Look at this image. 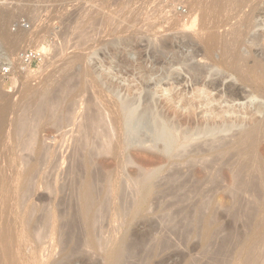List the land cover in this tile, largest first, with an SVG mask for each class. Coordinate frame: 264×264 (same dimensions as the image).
Returning a JSON list of instances; mask_svg holds the SVG:
<instances>
[{
	"label": "rangeland",
	"instance_id": "1",
	"mask_svg": "<svg viewBox=\"0 0 264 264\" xmlns=\"http://www.w3.org/2000/svg\"><path fill=\"white\" fill-rule=\"evenodd\" d=\"M234 42L235 59L224 53ZM27 50L44 59L26 69L16 61ZM0 55L16 68L0 79L10 123L63 74L79 83L75 96L64 100L58 91L56 101L77 103L75 114H60L62 124L47 121L36 144L22 145L13 125L1 141L5 264H264V132L256 165L246 137L264 116L251 112L253 103L264 112V0H0ZM251 69L262 75L252 77ZM212 83L217 87L208 89ZM206 87L210 108L197 95ZM148 91L179 132L203 127L213 109L218 115L230 108L225 119L234 127L184 142L174 157L150 144L126 148L116 93L144 98ZM90 114L100 115L92 128ZM103 130L107 135L97 137ZM93 144L102 151L94 150L91 164ZM125 203L117 230L119 210H99ZM179 209L189 213L182 224L171 215ZM132 238L142 243L136 259L123 253Z\"/></svg>",
	"mask_w": 264,
	"mask_h": 264
},
{
	"label": "bare ground",
	"instance_id": "2",
	"mask_svg": "<svg viewBox=\"0 0 264 264\" xmlns=\"http://www.w3.org/2000/svg\"><path fill=\"white\" fill-rule=\"evenodd\" d=\"M5 30H4V28L1 30V35L9 38V34ZM21 35H23V34H21ZM235 43H237V42H234L229 47L227 46V48L226 47L224 48V53H225L226 56H229L231 54L233 55L236 51H238L239 45H237V44L235 45ZM233 44L235 46H233ZM231 46H233V47H231ZM235 56H236V54L233 55V58ZM230 60H233V59H230ZM44 61H46V59ZM4 68L12 71V70H14L15 66L13 65V63L9 59H7L6 57H4L3 55H0V69H4ZM258 73L259 72H256V71H254V70L251 69V76L252 77L257 78V77H260L262 75V74H258ZM81 76H79V77H81ZM98 76H96V77H98ZM59 79H60V77H59ZM71 80H72V77H71V75L68 74V72H67V74H63L61 80H59V81L57 80L55 82V87L56 88L53 89V88L49 87V88H47L43 92V94H42L43 95V97H42L43 99H41V101L36 105V107L31 112H28L26 114L21 115L19 117V119H13V121L10 120V121H12L11 123L8 122V119L10 118L9 112H8L9 108L7 106L0 107V146L2 144L1 141H3V139H6L7 138V137L5 138L4 135L6 134L7 128L9 129V126L10 125H13L14 126L15 132L18 134L19 141L22 143V145L23 144H27V146H30V145L33 146V142L35 141V144L37 142L36 139H35L36 138L35 136H37V134L39 133V130L45 125V123L47 121L58 122L59 124H62L63 122H65L64 120H65L66 117L63 118L64 115L63 116L61 115L62 117H60V114H65V116H67V114L70 115V113L72 112L73 106L76 107L77 106L76 105L77 103L75 105L72 103L71 105H66V107H62L58 103L59 101L57 103H56V101L57 100H60L59 99V96H61L60 93L63 95L62 98L64 100H66L68 97L75 96L77 94L74 91L75 90L74 88H78L76 86L79 83L77 85H70ZM102 82H103V80H102ZM103 85H104V83H103ZM216 87H217V84L216 83H212V84H209L208 89H212V88H216ZM90 88H92V87H89V89ZM169 89H166V90H169ZM171 89H173V88H171ZM208 89H207V87L206 88H203V89L202 88H199L198 94L197 93L196 94L198 95V98L199 99L200 98L202 99L201 105L205 103L204 105L209 106V108H210L212 102H210V98L207 96L208 94H210L209 91H208ZM99 91H101V90H99ZM99 91H98V93H99ZM111 93H112V91H111ZM147 93L148 94L145 95L144 98L138 97V96L137 97H127V96L126 97L125 96L124 97H121V95H119V92L116 93V96L119 99V105L121 106V108H123L127 112H129V119H128V123L126 125V130L124 132V136L121 135V136H123L126 139V140L123 141L124 144H125V141H126L128 144H131V145H139L142 141H144L145 145L146 144H150V147L153 148L156 145L157 141L164 136V133L165 132H168V131H170L173 134L174 133L175 134L176 133H180L179 136L182 135L184 137L185 141H187V142L189 141V143H190V141H192V139L194 140V138H197V139L199 138L200 139L201 137H208V138L209 137H215L220 132H228V131L232 130V128L234 127V123L233 122H230L229 120H226L225 119L226 118V114L230 111V108H228V109L226 108L224 110L222 109L223 112L220 113V114H218V115L217 114H214L215 112H213L214 109L212 108L213 110L208 111V113L209 112L211 113L210 114L211 115L210 116L211 119L212 118H214V120L215 119L216 120L219 119V122L217 121V123H216L215 122L216 120L214 122H212L213 119L211 120V119L208 118L207 120H210V121H208V122L206 121L207 123L205 122L206 125H204L205 124L204 123L203 124V127H201V125H200V126H197V127L195 126L196 127L195 129L194 128L193 129L192 128L190 129V127L189 128L187 127L188 129L187 128L186 129L181 128L183 130L179 132L178 129H180V128H178L179 123L177 121H176L177 123H174L175 121L173 122L172 120L170 122V121H168L169 120L168 118H167L168 119L167 120L165 118V116H163L164 115L163 113L161 115L160 114L161 112L159 113L157 111V108L155 106V101H154V98H153L154 97L153 96L154 92L149 93V91H148ZM110 97H111V95H110ZM107 99H109V98H107ZM97 100H98V98H97ZM105 100H106V98H105ZM111 100H113V99H111ZM211 100H212V98H211ZM106 101H108V100H106ZM212 101L214 102V100H212ZM116 103H117V101L115 102V104ZM55 104L60 105L62 108L60 110H58L59 109V106L57 105V107H56ZM112 107H113L112 108V110H113L114 109V106H112ZM254 111L258 112L261 115H264L263 110H260V107H257L253 103V104H251V112H252V114L254 113ZM74 112H75V108H74V111L72 113H74ZM88 114H89V112H88ZM69 115H68V117H69ZM8 116H9V118H8ZM68 119H67L66 123L69 121ZM87 121H88V127H90V128H92L93 126L95 127V126L98 125V123H100V115L99 116L92 115V114L87 115ZM117 122L118 121H116V124H117ZM116 126L114 125V127H116ZM179 126H181V125H179ZM114 127H113V129L115 130ZM117 129L118 128H116V130ZM114 132H116V131H114ZM262 132H264V116L258 122H256L255 124H253V126L251 127V131L246 134V137H250L251 138V162L254 165H256L257 162H258V157H257V155L255 153V149H256L255 146H256V143L258 141V137H260L262 135ZM117 133H120V132L118 131ZM122 133H123V131L120 134H122ZM106 135H107V132L105 130H103V134H98L97 137H101L102 138V137H105ZM107 144H108V141H107ZM184 145H186V144H184ZM184 145L182 147H184ZM186 147L187 146H185V148ZM105 149H106L107 153L110 150L107 147H105ZM94 150L95 151H98V150H101L102 151V149H100L99 146L98 147H95V144H93V146H92V156H91L92 160H90V163L91 164L94 162L95 156H96ZM1 151H0V154H1ZM220 153H222V151ZM1 156H3V155H1ZM0 171H2V170H0ZM177 174H179V172ZM1 176H3V175H1ZM149 176H146V178H149ZM173 177H174V175L171 176V178H173ZM140 178L141 177H139V175L136 177V180H137L135 182L136 185H138V183H139L138 180ZM2 179H3V177H2ZM0 181H3V180H0ZM5 182H6V180H5ZM0 184H1V182H0ZM2 184H3V182H2ZM89 190L90 191H89V196L88 197H90V193L93 192V189H91V187H90ZM167 191L169 192L168 189H166V190L163 191V193H164L163 195L165 197L171 195V194H168ZM86 204H87V207L86 206L85 207H86L87 214H92L95 217V213H94L95 205L90 204V202H88V201H86ZM123 207L125 208L124 211L127 212L128 211V208H127V204L126 203L125 204H122V206L112 205V208H109L107 211L104 210L103 208H102V210H99V211L101 213H103L104 215H105V213L108 215L112 211L117 212L119 210V212L117 214L118 217L113 216V223H115V224L117 223L118 224V227L115 226V225L112 227V228H114V227L116 228L117 227L118 228L117 230H119V229H121L120 212H122V208ZM170 208L171 207L168 206V210L169 211H171ZM171 215H172V217L174 216V221L181 220V221L178 222V224H180V223L182 224L183 222H185V220H188V217H189V213L186 212V210H184V209H179L177 212L171 213ZM135 228H137V227H135ZM3 235L4 236H7L8 234L6 232V233H3ZM131 237H132V235H131ZM141 247H142L141 240H136V239H133L132 238V240L129 241L125 245V249H124V252H123L124 253V256L125 257H129L130 259H136L139 256V252H140ZM4 261H5L4 258L0 257V264H5ZM10 263L11 262H7V264H10Z\"/></svg>",
	"mask_w": 264,
	"mask_h": 264
},
{
	"label": "water",
	"instance_id": "3",
	"mask_svg": "<svg viewBox=\"0 0 264 264\" xmlns=\"http://www.w3.org/2000/svg\"><path fill=\"white\" fill-rule=\"evenodd\" d=\"M120 112H121L123 130L125 132L126 125L129 119V112L121 108V106H120ZM202 138H206V137H202ZM184 142H187V141H185L182 135L181 137H176L173 133L168 131V132H165L164 136L157 141L156 145L153 147V151L158 152L161 155H164L166 157H174L182 149V143ZM125 144L127 148L135 150V151L147 150L144 141H142L139 145H131V144H128L126 141H125Z\"/></svg>",
	"mask_w": 264,
	"mask_h": 264
},
{
	"label": "built area",
	"instance_id": "4",
	"mask_svg": "<svg viewBox=\"0 0 264 264\" xmlns=\"http://www.w3.org/2000/svg\"><path fill=\"white\" fill-rule=\"evenodd\" d=\"M44 59L43 52L39 50H27L20 54L19 58L17 59V63L26 69L32 67L35 63H40ZM14 75L13 71L8 69H0V79L3 81L9 79L10 76Z\"/></svg>",
	"mask_w": 264,
	"mask_h": 264
}]
</instances>
